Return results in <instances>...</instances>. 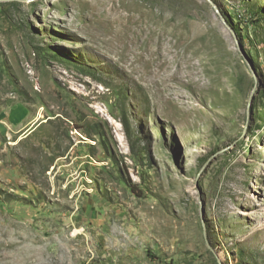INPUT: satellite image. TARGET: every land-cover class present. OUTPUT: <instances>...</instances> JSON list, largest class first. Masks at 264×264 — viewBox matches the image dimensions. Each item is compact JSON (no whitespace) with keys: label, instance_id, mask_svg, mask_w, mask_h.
Returning <instances> with one entry per match:
<instances>
[{"label":"rangeland","instance_id":"rangeland-1","mask_svg":"<svg viewBox=\"0 0 264 264\" xmlns=\"http://www.w3.org/2000/svg\"><path fill=\"white\" fill-rule=\"evenodd\" d=\"M114 263L264 264V0H0V264Z\"/></svg>","mask_w":264,"mask_h":264},{"label":"crops","instance_id":"crops-1","mask_svg":"<svg viewBox=\"0 0 264 264\" xmlns=\"http://www.w3.org/2000/svg\"><path fill=\"white\" fill-rule=\"evenodd\" d=\"M16 115V117L18 118V117H22V115H24V111H21V110H18L17 111V114H15Z\"/></svg>","mask_w":264,"mask_h":264},{"label":"built area","instance_id":"built-area-1","mask_svg":"<svg viewBox=\"0 0 264 264\" xmlns=\"http://www.w3.org/2000/svg\"><path fill=\"white\" fill-rule=\"evenodd\" d=\"M114 264H117V263H114Z\"/></svg>","mask_w":264,"mask_h":264}]
</instances>
